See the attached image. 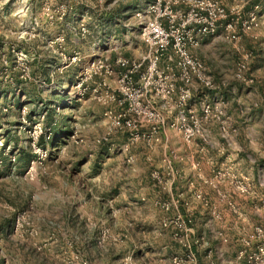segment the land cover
Masks as SVG:
<instances>
[{"label": "rangeland", "instance_id": "obj_1", "mask_svg": "<svg viewBox=\"0 0 264 264\" xmlns=\"http://www.w3.org/2000/svg\"><path fill=\"white\" fill-rule=\"evenodd\" d=\"M223 2L259 26L203 40L215 88L181 101L175 60L149 70L140 0H0V264H264V0ZM210 192L242 224L217 228Z\"/></svg>", "mask_w": 264, "mask_h": 264}, {"label": "built area", "instance_id": "obj_2", "mask_svg": "<svg viewBox=\"0 0 264 264\" xmlns=\"http://www.w3.org/2000/svg\"><path fill=\"white\" fill-rule=\"evenodd\" d=\"M140 1L139 7L135 10V16L142 24L141 35L149 45L153 59H151L149 70L153 74L158 62L163 58L175 60L179 70V79L184 84V87L180 88L181 101L189 97L190 86L196 82L202 83L209 89L215 88L211 76L206 73L204 62L193 54L204 38L213 36L238 41L242 34L259 26L256 11H252L249 18L244 19L239 10L230 11L223 0ZM246 70H248V64L240 63L237 72L238 79H244ZM174 90V84L170 83L163 88L162 96L167 97ZM209 112L211 111L208 110L207 116L210 115ZM157 116L165 122V118H161L160 114ZM151 117H156V114H152ZM172 126L175 124L173 123ZM241 190H245L244 186ZM243 255L244 252H240L238 257L242 258ZM248 260L250 262L264 260V244L258 245L256 252L248 255ZM173 263L180 264V260L175 258Z\"/></svg>", "mask_w": 264, "mask_h": 264}, {"label": "crops", "instance_id": "obj_3", "mask_svg": "<svg viewBox=\"0 0 264 264\" xmlns=\"http://www.w3.org/2000/svg\"><path fill=\"white\" fill-rule=\"evenodd\" d=\"M212 38H214V37L212 36ZM208 39H209V37H206L203 40H208ZM227 117H228V115H227ZM237 123H238V121H236L235 123L233 121L230 122V124L234 128H237V126H238ZM243 151L244 150H243V148L241 147V144H240L239 147H238V150H237V154L239 155V153L241 152V154L244 155ZM182 159L183 158L179 156V159L177 160L178 163H180L182 161ZM243 162H244V157L240 156L239 159L237 160V166H239V164L243 163ZM237 169H239V168H237ZM239 172H240V174H242L241 172H243V170H240ZM188 175H189L188 176L189 178H194L193 175H195V174L191 175V172H189ZM262 179L264 180V176H262L261 173L258 170L257 171V181L261 182ZM223 187H224L223 190H225L228 193V195L230 196V198L235 202L236 207L238 208V210H240L242 212H246V213H252V212H255V207L259 206L257 202L260 199V195H258V196H254V195L253 196H245L243 194H240V193L236 192L235 190H232L228 185H225ZM207 193H208V191H207ZM209 195H210V199L214 203H216V204L218 203L219 211L223 215L222 218H224L222 220V222H221L222 226H219V227L217 226V228L223 227V228L229 230V229L237 228L238 224H242L241 220L239 219V215L238 214H234V212H233V211H236V210L232 209L231 207H229L225 203H221L219 201V197L216 194H211V192H210ZM204 211L196 207L195 213H196L197 219L198 218L200 220L202 219V217L204 216V213H205ZM208 213H209V211H208ZM237 213H239V212H237ZM208 222H206L204 224V226H206V228H208V233L210 234V233H212L213 231L216 230V227H214L215 224L213 222H211V221H208ZM237 240H239V239L235 238V240H233V241H237ZM219 243H220V241L218 240L214 244L218 245Z\"/></svg>", "mask_w": 264, "mask_h": 264}]
</instances>
